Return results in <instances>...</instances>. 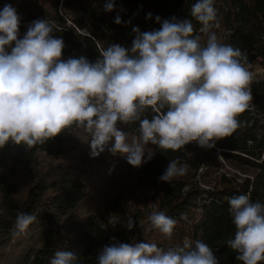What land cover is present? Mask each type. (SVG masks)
Wrapping results in <instances>:
<instances>
[{
  "label": "clouds",
  "instance_id": "obj_1",
  "mask_svg": "<svg viewBox=\"0 0 264 264\" xmlns=\"http://www.w3.org/2000/svg\"><path fill=\"white\" fill-rule=\"evenodd\" d=\"M113 9L114 0H108L105 11ZM190 12L207 35L206 46L194 35L192 20L172 18L157 31L134 28L137 35L130 48L110 45L91 63L83 56L63 60L64 41L53 35L54 22L47 19L32 21L21 37V17L6 4L0 10V147L12 141L31 148L75 124L91 137V157L111 142L113 155H124L139 168L152 159L145 151L149 143L165 150H179L193 141L212 148L215 141L232 136L241 126L238 117L253 107L247 56L219 42L211 31L219 27L214 0H196ZM115 22L121 23L120 18ZM148 108L155 114L142 118ZM136 121L140 135L129 142L130 134L117 123ZM186 171L187 165L174 159L159 180L171 183ZM227 199L236 229L227 246L242 264H261L264 203L252 202L248 194ZM36 220L33 214L18 212L14 234L25 233ZM148 220L168 238L177 224L155 208ZM134 226L129 216L126 228ZM111 239L98 252L97 264H219L213 249L200 240L165 251L155 243ZM49 264H79L78 255L57 250Z\"/></svg>",
  "mask_w": 264,
  "mask_h": 264
},
{
  "label": "trees",
  "instance_id": "obj_2",
  "mask_svg": "<svg viewBox=\"0 0 264 264\" xmlns=\"http://www.w3.org/2000/svg\"><path fill=\"white\" fill-rule=\"evenodd\" d=\"M107 2L0 0V10L10 4L26 27L36 19L54 22L53 35L65 45L63 60L83 56L95 63L110 45L130 48L137 35L134 28L157 31L172 18L192 20L194 35L200 36L203 46L206 35L190 12L196 0H114V9L105 11ZM214 7L219 27L211 31H222L221 43L246 54L245 67L262 69L250 85L253 107L238 117L241 126L232 136L215 141L212 148H202L196 141L179 150L149 143L145 151L153 154L152 159L139 168L128 164L126 156L113 155L111 142L98 157H91V137L75 124L31 148L9 141L0 147V264H49L57 250L74 251L79 264H97L98 252L113 242L112 237L124 243H155L165 251L185 241L194 246L200 240L213 249L219 264H242L226 244L236 231L227 198L248 194L252 202L264 203V0H214ZM154 114L148 108L142 118L151 119ZM117 127L130 134L129 142L140 135L138 121L118 122ZM202 149L218 151L227 165L212 180L199 179L202 164L192 153ZM174 159L187 165L186 173L171 183L160 181ZM109 162L126 166L137 187L153 190L150 207L122 193L101 208L88 203L87 170ZM153 208L177 221L171 238L148 220ZM18 212L33 214L37 220L25 233L15 235ZM129 216L135 220L131 231L126 228ZM110 220L117 224L113 227Z\"/></svg>",
  "mask_w": 264,
  "mask_h": 264
},
{
  "label": "rangeland",
  "instance_id": "obj_3",
  "mask_svg": "<svg viewBox=\"0 0 264 264\" xmlns=\"http://www.w3.org/2000/svg\"><path fill=\"white\" fill-rule=\"evenodd\" d=\"M27 24H20L21 29H27ZM219 42L222 41V31L216 32ZM207 35L203 40V46H206ZM256 72L260 71V68L254 66ZM83 138V137H82ZM82 141V140H81ZM79 141V142H81ZM192 156L202 164L203 176L199 179L212 180L216 174L222 169H227V165L223 162L218 151L212 152L207 149L197 150L192 153ZM118 169H115V166ZM127 167L120 165V162H109V164L95 165L93 169L87 170V177L89 181L86 183L88 188V203L94 202L98 207H103L108 200H112L118 193L129 194L127 195L134 203L150 207L151 200L149 199L154 193L153 190L141 189L136 186L132 179V173L127 171ZM14 180H18V177H13ZM25 179H27L25 177ZM131 205V204H127Z\"/></svg>",
  "mask_w": 264,
  "mask_h": 264
},
{
  "label": "built area",
  "instance_id": "obj_4",
  "mask_svg": "<svg viewBox=\"0 0 264 264\" xmlns=\"http://www.w3.org/2000/svg\"><path fill=\"white\" fill-rule=\"evenodd\" d=\"M22 24H26V23H22ZM26 30L27 29H21L20 30V36L22 37L23 36V34L26 32ZM246 68H248V70L252 73V76H253V79H255L256 77H257V75L260 73V72H262V69L260 68V71H258V72H256L255 70H254V67H246Z\"/></svg>",
  "mask_w": 264,
  "mask_h": 264
}]
</instances>
